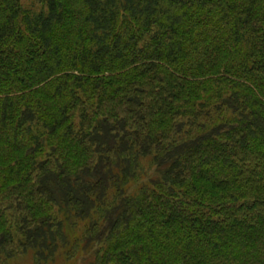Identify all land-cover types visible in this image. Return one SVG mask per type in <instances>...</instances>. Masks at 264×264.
Returning <instances> with one entry per match:
<instances>
[{
	"label": "trees",
	"instance_id": "1",
	"mask_svg": "<svg viewBox=\"0 0 264 264\" xmlns=\"http://www.w3.org/2000/svg\"><path fill=\"white\" fill-rule=\"evenodd\" d=\"M38 5L0 0V264H264V0Z\"/></svg>",
	"mask_w": 264,
	"mask_h": 264
},
{
	"label": "rangeland",
	"instance_id": "2",
	"mask_svg": "<svg viewBox=\"0 0 264 264\" xmlns=\"http://www.w3.org/2000/svg\"><path fill=\"white\" fill-rule=\"evenodd\" d=\"M22 4L28 9L29 8H32V9L39 8L38 0H22ZM11 264H33V263L31 260V255L27 254V255L18 256L17 258L11 260ZM49 264H62V260L57 259V260H54L53 262H50ZM76 264H83L82 258L78 260Z\"/></svg>",
	"mask_w": 264,
	"mask_h": 264
}]
</instances>
